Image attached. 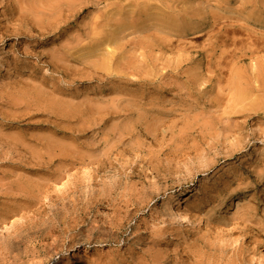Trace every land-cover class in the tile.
<instances>
[{
    "label": "rangeland",
    "instance_id": "obj_1",
    "mask_svg": "<svg viewBox=\"0 0 264 264\" xmlns=\"http://www.w3.org/2000/svg\"><path fill=\"white\" fill-rule=\"evenodd\" d=\"M0 218V264H264V0H0Z\"/></svg>",
    "mask_w": 264,
    "mask_h": 264
},
{
    "label": "bare ground",
    "instance_id": "obj_2",
    "mask_svg": "<svg viewBox=\"0 0 264 264\" xmlns=\"http://www.w3.org/2000/svg\"><path fill=\"white\" fill-rule=\"evenodd\" d=\"M6 69H8V66L6 67ZM193 186H189L186 187L183 190H180L178 192H175L173 194L170 195V197L168 198V205L170 206V208L172 209V216L174 217V219H177L179 221V225H185L187 223H199V224H203L202 220H192L191 216L189 215V213L187 212H183L182 210V204H181V196L191 192L193 190L192 187L196 188L198 186L197 182L195 183V180L193 181ZM197 184V185H196ZM196 186V187H195ZM212 202V196L210 194H207L205 196V198L203 199V201L198 205V210L201 211L200 214H204V212L206 211V209L208 208V206L211 204ZM227 206L225 205V208ZM188 209V208H187ZM14 211V210H12ZM12 211L10 212H3L2 213V217H8L9 215H11ZM3 219L0 218V222H2ZM203 231L206 232V227L203 224L202 227ZM169 240V239H168ZM165 242H168L167 239L165 240ZM17 242H14L13 244L15 245Z\"/></svg>",
    "mask_w": 264,
    "mask_h": 264
}]
</instances>
